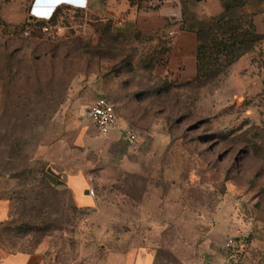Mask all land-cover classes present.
<instances>
[{
    "label": "rangeland",
    "instance_id": "obj_1",
    "mask_svg": "<svg viewBox=\"0 0 264 264\" xmlns=\"http://www.w3.org/2000/svg\"><path fill=\"white\" fill-rule=\"evenodd\" d=\"M33 1L0 0V177L14 180L2 189L11 209L0 244L44 243L50 264H103L135 249L155 264H264V0H226L235 33L254 42L229 38L228 25L204 34L203 75L159 82L157 93L138 89L148 75L132 66L153 36L124 33L103 3L100 13L62 4L40 19ZM123 58L129 67L112 64ZM92 94L140 137L128 161L86 167L70 152L95 192L80 208L45 177L43 147L51 132L71 136L88 118Z\"/></svg>",
    "mask_w": 264,
    "mask_h": 264
},
{
    "label": "crops",
    "instance_id": "obj_2",
    "mask_svg": "<svg viewBox=\"0 0 264 264\" xmlns=\"http://www.w3.org/2000/svg\"><path fill=\"white\" fill-rule=\"evenodd\" d=\"M40 7L33 15L49 19L62 4L78 9L89 6L90 13H100V4H105L122 31L130 35L153 36L156 46H137L132 55V65L149 75L150 83L156 80L182 85L196 80L198 76V35L200 21L211 20L224 11L222 0H34ZM46 4H56L49 11ZM249 11V10H248ZM251 11V10H250ZM259 31L264 33V8L256 15ZM151 38V37H150ZM121 61L112 62L119 66ZM122 66V65H121ZM153 80V81H152ZM99 98V97H98ZM92 94L86 99V112L96 100ZM116 108V107H115ZM117 112V110H116ZM118 114V113H117ZM131 128L140 137V130L133 127L127 119L118 114L117 125L108 133L102 134L91 118L81 117L74 125L71 136L51 132L44 143V163L46 167L61 174L64 186L71 191L74 201L80 208L92 207L94 197L88 172L75 170V161L68 156L78 150L81 159L86 158V167H95L101 162L114 158L128 161L136 142H131L125 130ZM74 150V151H73ZM82 164L76 161V165ZM13 179L0 177V225L10 216L11 201L2 196V189ZM51 257L44 243L31 250H16L0 244V264H50ZM103 264H155V257L145 249L114 252L107 256Z\"/></svg>",
    "mask_w": 264,
    "mask_h": 264
},
{
    "label": "trees",
    "instance_id": "obj_3",
    "mask_svg": "<svg viewBox=\"0 0 264 264\" xmlns=\"http://www.w3.org/2000/svg\"><path fill=\"white\" fill-rule=\"evenodd\" d=\"M222 1H223V5H224V11H223V13L220 16L215 17V18H213L211 20L200 21L199 24H198V28H197V35H198V40H199L198 54H197V60H198V77H199V75H203V72L205 71V67H204V65H205V53L203 51L206 48L204 47L205 45L203 44V35L204 34H206V33H208V34L214 33V30L219 31V28L224 29V27L228 25V28H227L228 30L227 31L230 30V33L228 34V37L229 38H234V39H237L238 38V39L241 40L242 43L243 42L244 43H246V42L252 43V42H254V39H255L254 37H256L254 33L246 32L244 30L240 34L235 33V30L230 25L231 24L230 17L228 16L229 15V5L226 2V0H222ZM210 21H213V23H209ZM247 46H249L247 49H250V47L252 45H247ZM119 66L122 67V68L129 67V61H127V58H123L121 60V63H120ZM132 66H130V67H132ZM114 71H116V70H114ZM130 71L131 72L132 71L134 72L135 70H130ZM142 78L145 79V85H143V87H138V89L139 88L142 89L144 91L143 93H145V92H147V93L148 92L149 93L150 92H152V93L153 92H156L157 93V92H160L161 91L160 88H159V83H157V86H156V83H150V82H148L149 79H150L149 78V75H148V77H145V78L142 76ZM157 81L158 82L166 83V81H162V80H157ZM140 94L141 93H138L137 95H140ZM101 97H104V96H101Z\"/></svg>",
    "mask_w": 264,
    "mask_h": 264
},
{
    "label": "built area",
    "instance_id": "obj_4",
    "mask_svg": "<svg viewBox=\"0 0 264 264\" xmlns=\"http://www.w3.org/2000/svg\"><path fill=\"white\" fill-rule=\"evenodd\" d=\"M88 116L102 134H108L118 122L115 105L105 97H99L93 102L88 109ZM125 135L131 142H135L138 138L137 132L131 128L125 130ZM89 193L92 196L95 194L92 188L89 190ZM234 247V239L229 238L225 243V248L227 250H234Z\"/></svg>",
    "mask_w": 264,
    "mask_h": 264
},
{
    "label": "water",
    "instance_id": "obj_5",
    "mask_svg": "<svg viewBox=\"0 0 264 264\" xmlns=\"http://www.w3.org/2000/svg\"><path fill=\"white\" fill-rule=\"evenodd\" d=\"M55 5L56 4H46V5H44V7L48 8L49 11H51L52 10L51 8H53V6H55ZM37 7H40L39 2H36L33 4V10L35 11L37 9ZM44 175L51 183L57 184V185H62V184L64 185V181H63L61 174L55 172L53 170V168L47 167V169L44 171Z\"/></svg>",
    "mask_w": 264,
    "mask_h": 264
}]
</instances>
